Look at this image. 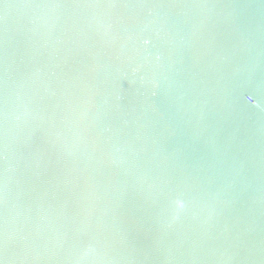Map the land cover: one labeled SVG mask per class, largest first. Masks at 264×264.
I'll use <instances>...</instances> for the list:
<instances>
[{
	"label": "water",
	"instance_id": "1",
	"mask_svg": "<svg viewBox=\"0 0 264 264\" xmlns=\"http://www.w3.org/2000/svg\"><path fill=\"white\" fill-rule=\"evenodd\" d=\"M0 264H264V0H0Z\"/></svg>",
	"mask_w": 264,
	"mask_h": 264
}]
</instances>
